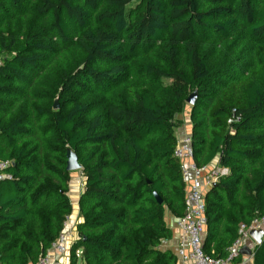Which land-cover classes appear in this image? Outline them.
Here are the masks:
<instances>
[{
    "label": "trees",
    "instance_id": "trees-1",
    "mask_svg": "<svg viewBox=\"0 0 264 264\" xmlns=\"http://www.w3.org/2000/svg\"><path fill=\"white\" fill-rule=\"evenodd\" d=\"M0 59V264H36L73 213L67 149L83 177L70 264H176L160 246L184 213L186 122L194 162L228 170L203 252L225 257L264 217V0H0Z\"/></svg>",
    "mask_w": 264,
    "mask_h": 264
},
{
    "label": "built area",
    "instance_id": "built-area-1",
    "mask_svg": "<svg viewBox=\"0 0 264 264\" xmlns=\"http://www.w3.org/2000/svg\"><path fill=\"white\" fill-rule=\"evenodd\" d=\"M1 64L0 59V66ZM174 157L180 162L181 178L186 186L184 213L182 217L175 220L178 239L176 257L180 264H234L245 241L250 237L249 231L261 229L264 217L253 219L248 226L241 224L238 227L237 237L226 249L225 257L214 258L205 254L202 248L206 224L204 191L209 190L221 177L226 176L228 170L218 164L197 165L193 160L190 132L185 130L178 137ZM10 166V161L0 160V181L12 179L7 171ZM79 221L78 213H75V216L73 214L67 216L58 238L36 264H70V250L77 239L76 228ZM80 254L81 251H75L77 259Z\"/></svg>",
    "mask_w": 264,
    "mask_h": 264
},
{
    "label": "crops",
    "instance_id": "crops-1",
    "mask_svg": "<svg viewBox=\"0 0 264 264\" xmlns=\"http://www.w3.org/2000/svg\"><path fill=\"white\" fill-rule=\"evenodd\" d=\"M186 123H185V129H182L181 132H183V130H185V132H190V127L188 126L189 123L188 124H186ZM211 164L217 165V161H213ZM79 172L81 174V171H79ZM207 191L208 190H205L204 194H206ZM81 192H82V190L81 191L79 190L78 197H79ZM69 197H70V188H69ZM76 198L74 200L72 197H70V200H71V203L73 206V213L72 214L74 216H75V213H78L77 212V200H78V198H77V200H76ZM79 219H80V217H79ZM175 220H176V218L171 216L170 213H168V212L166 213V221H167L169 228L171 229L172 236L170 239L164 240L160 246V248L162 250H168V251L172 252L174 255H175V251H176V247H177V243H178V239H177V235H176V229H175ZM259 230H262L264 232V223H263L261 229H259ZM205 234H206V230L204 229V234H203V238H202L203 240H204ZM263 235H264V233H263ZM256 245L257 244L249 237V239H247L245 241L242 249L245 251H248L250 254L249 255L239 254V256L236 258L234 264H253L252 255H253V249ZM176 264H180V261L178 258L176 260Z\"/></svg>",
    "mask_w": 264,
    "mask_h": 264
},
{
    "label": "water",
    "instance_id": "water-1",
    "mask_svg": "<svg viewBox=\"0 0 264 264\" xmlns=\"http://www.w3.org/2000/svg\"><path fill=\"white\" fill-rule=\"evenodd\" d=\"M195 100H196V93L193 92L187 97L186 104H188L189 106H193L195 103ZM57 108H58V105H57V101L55 100L53 109H57ZM66 170L68 172L81 171V167L77 162L76 155L70 149H67L66 151ZM153 196L156 199L158 204L162 203V200L156 193H153ZM263 233L264 232L262 230H250L249 236L258 245L264 240ZM240 254L249 255L250 253L248 251L241 249Z\"/></svg>",
    "mask_w": 264,
    "mask_h": 264
},
{
    "label": "rangeland",
    "instance_id": "rangeland-1",
    "mask_svg": "<svg viewBox=\"0 0 264 264\" xmlns=\"http://www.w3.org/2000/svg\"><path fill=\"white\" fill-rule=\"evenodd\" d=\"M188 107L185 109L184 113L179 116L180 120L184 121V119L187 118L189 112ZM188 126L190 125L188 124ZM180 131H182V129ZM69 188H70V197H72L74 200L76 197L78 198L79 190L80 191L83 190V178L79 171L70 172ZM77 264H82L81 260L78 259Z\"/></svg>",
    "mask_w": 264,
    "mask_h": 264
}]
</instances>
